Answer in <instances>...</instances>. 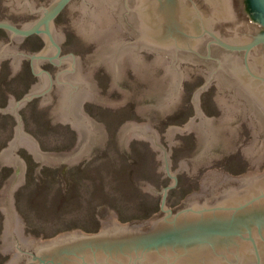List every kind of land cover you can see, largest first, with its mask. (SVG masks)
<instances>
[{
  "label": "water",
  "instance_id": "obj_1",
  "mask_svg": "<svg viewBox=\"0 0 264 264\" xmlns=\"http://www.w3.org/2000/svg\"><path fill=\"white\" fill-rule=\"evenodd\" d=\"M184 3L0 0V30L11 40H0V72L2 60L14 55L16 77L28 56L43 80L0 107L18 120L9 148L0 149L3 164L17 166L8 192H0L6 211L0 254L23 248L9 264H264V65L257 64L263 54L250 50L264 45V0H249L252 18L263 25L259 34L235 20L230 0H217L215 12ZM231 15L222 27L235 34L218 32L220 38L255 39L227 50L215 45L216 61L189 63L198 58L191 51L207 50L210 31H222L212 20ZM135 17L139 33L131 39ZM201 27L209 28L205 35ZM144 42L177 46L168 57L139 52ZM96 72L111 74L108 92L125 89L118 99L131 97L145 117L126 122L125 149L152 137L163 147L173 177L161 192L164 214L142 223L106 221L94 233L79 227L39 237L10 188L28 176L29 163L16 149L27 140L44 165L79 166L81 157L90 163L106 129L84 102L101 92Z\"/></svg>",
  "mask_w": 264,
  "mask_h": 264
},
{
  "label": "rangeland",
  "instance_id": "obj_2",
  "mask_svg": "<svg viewBox=\"0 0 264 264\" xmlns=\"http://www.w3.org/2000/svg\"><path fill=\"white\" fill-rule=\"evenodd\" d=\"M0 40L11 41L10 34L0 30ZM101 86L95 96L84 100L94 122L105 129L104 145L95 144L90 163L81 157L79 166L44 165L34 157V143L24 140V149H16L29 163L28 176L13 180L11 189L27 227H34L38 236L53 238L60 232L82 227L94 233L103 223L117 221L139 223L163 215L161 192L173 180L166 168L163 147L156 148L154 137L133 143L125 149L124 126L128 120L145 121L137 115L125 89L109 91L111 74L96 72ZM34 75L28 56L21 58L14 77V55L2 60L0 72V107L12 98L19 99L33 92L42 82ZM18 120L15 114L0 113V149L9 148ZM17 166L0 160V192H8V178H14ZM6 211H0V252ZM23 248L0 254V264L13 261Z\"/></svg>",
  "mask_w": 264,
  "mask_h": 264
},
{
  "label": "flooded vegetation",
  "instance_id": "obj_3",
  "mask_svg": "<svg viewBox=\"0 0 264 264\" xmlns=\"http://www.w3.org/2000/svg\"><path fill=\"white\" fill-rule=\"evenodd\" d=\"M181 1L183 3L185 2L184 3L185 5H186L187 1L190 4L194 5L195 7H193V9L191 8L192 10H197V8L199 9L200 7L201 8H206L207 10L208 9H211L214 12L217 11V10H219V6L217 4V0H195V3H194V0H179L180 3H181ZM230 2L232 4V7H233L234 12L236 13L235 14V16H236V19L235 20L236 21L237 20L243 21L244 24L246 25V27L249 28V31L250 32H252V29H255V32L258 33L257 28H260L261 29L263 27V25L260 24L258 21L254 20L252 18L251 11L249 10V0H230ZM231 4H230V6H231ZM126 6L128 7V9L131 10L132 6H130V4L128 5V3H127ZM224 6H225V4H224ZM230 6H229V8H230ZM226 7H227V4H226ZM131 18H134V17L132 16ZM135 18H136V22L135 23L133 22L134 23L133 25H129L130 28L132 27V29L135 31L134 32L133 30H130L129 29L131 31V33H130V35H128V37L131 38V39L133 37H135V34L136 33H139L138 32L139 31L138 30V26L136 25L138 23L137 22L138 19H137V17H135ZM126 19H128V16L126 17ZM233 19H234V15L233 16L231 15L230 17L229 16L228 17L227 16H223V17H220V18L219 17L218 18H214L212 20V22H213V26L212 27L213 28H216V27H218V25H221V27H222V26H224L226 24L231 23L233 21ZM198 22H199V20H198ZM180 27L181 28H180L179 31H182V29H184V28H183L182 25ZM202 28H204V27H201L200 33L202 32V35H205L206 34V30H208L209 28H204V29H202ZM222 28H223L222 31L221 30H219L217 32L216 31H213V32L210 31V33L208 35V38H207L208 40H206L207 41L206 42L207 50L205 52H203V50L201 52H197V50L196 51H191L193 54L196 55V57L198 56V58H195V60H193V61L192 60H188L189 63H192V62L200 63V62H202V60L216 61L217 55L214 54V47H215V45L220 46L221 49L227 50L225 48V46H224L226 44H230L231 46H240V45L242 46L243 45V42H249L248 40H244L243 41V38L242 37L239 38V37H237V35H234L232 38H229V39H224V38L221 39L220 36L218 35L219 34L218 32H225L227 34H235V33H233L234 31L232 29H227V28H224V27H222ZM138 38L139 37L135 38L136 40L134 39V42L135 43L137 42ZM240 39L242 40V42H238V40H240ZM220 41H223V42L220 43ZM252 41H250L249 43H245L244 45L247 46ZM237 43H240V44H237ZM173 45L174 46H177L176 44H173ZM173 45H172L171 42H169L168 48L167 47L162 48V47H158V46L149 45L148 43H145L144 42V44H141L140 46H138L139 47L138 51L141 52V50H144L145 52H147V54H151V53H154L155 52L154 50H158V51L161 50L163 52V54L165 53L166 56L169 57V55L171 56V54H172L171 53V48H175L176 49V47H174ZM157 48H159V49H157ZM253 49L259 50L261 52V54H263L262 55L263 58H261V56L258 57V61L259 62L257 64L261 63V65L262 64L264 65V61H263V59H264V52L261 51V50H264V45L263 44H258L256 46V48H252L250 50H253ZM241 51H244V50H241ZM198 59H200V60H198Z\"/></svg>",
  "mask_w": 264,
  "mask_h": 264
},
{
  "label": "bare ground",
  "instance_id": "obj_4",
  "mask_svg": "<svg viewBox=\"0 0 264 264\" xmlns=\"http://www.w3.org/2000/svg\"><path fill=\"white\" fill-rule=\"evenodd\" d=\"M13 251V250H12ZM9 264V263H8Z\"/></svg>",
  "mask_w": 264,
  "mask_h": 264
}]
</instances>
